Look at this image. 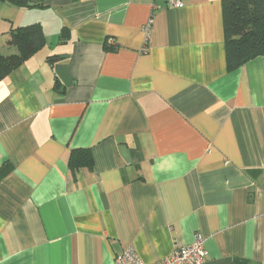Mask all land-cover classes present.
Returning a JSON list of instances; mask_svg holds the SVG:
<instances>
[{
	"label": "crops",
	"instance_id": "1",
	"mask_svg": "<svg viewBox=\"0 0 264 264\" xmlns=\"http://www.w3.org/2000/svg\"><path fill=\"white\" fill-rule=\"evenodd\" d=\"M0 0V264H264V57L227 70L222 0ZM55 56V57H54ZM92 164L71 168L72 150Z\"/></svg>",
	"mask_w": 264,
	"mask_h": 264
},
{
	"label": "trees",
	"instance_id": "2",
	"mask_svg": "<svg viewBox=\"0 0 264 264\" xmlns=\"http://www.w3.org/2000/svg\"><path fill=\"white\" fill-rule=\"evenodd\" d=\"M1 1L28 6L31 0ZM222 21L227 70L236 69L255 57H264V0H222ZM7 44L15 47L17 52L9 55L0 53V80L44 46L40 24L10 29ZM69 164L72 170L79 166L90 167V149L72 150Z\"/></svg>",
	"mask_w": 264,
	"mask_h": 264
},
{
	"label": "built area",
	"instance_id": "3",
	"mask_svg": "<svg viewBox=\"0 0 264 264\" xmlns=\"http://www.w3.org/2000/svg\"><path fill=\"white\" fill-rule=\"evenodd\" d=\"M169 8L179 9L183 7V0H165ZM206 250L204 239L196 234L190 244L176 245L169 255L162 258L158 263H146L139 258L133 247L123 250L115 258L116 264H204Z\"/></svg>",
	"mask_w": 264,
	"mask_h": 264
}]
</instances>
